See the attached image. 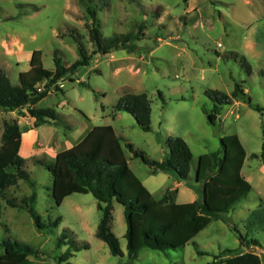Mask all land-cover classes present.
<instances>
[{"label":"rangeland","instance_id":"1","mask_svg":"<svg viewBox=\"0 0 264 264\" xmlns=\"http://www.w3.org/2000/svg\"><path fill=\"white\" fill-rule=\"evenodd\" d=\"M104 1L88 0L97 10L95 24L103 37L133 32L132 42L138 48L133 52L119 48L104 56L97 53L89 65L60 79L61 89L53 86L36 104L54 109L57 123L35 126L18 111L0 109V145L4 120L17 119L23 131L21 156L36 184L35 206L44 224L38 228L22 204L34 188L19 180L0 195V242L12 238L34 246L40 256H30V264H224L226 249L255 251L264 264V163L252 157L261 153L264 140V0ZM140 24L144 29L139 30ZM93 25L81 0H0V68L17 85L20 72L30 68L35 49L42 50L48 69H55V52L71 65L81 58L79 43L88 53L96 49L89 33ZM236 83L242 84L245 94L222 105L211 123L207 113L215 101L206 91L231 95ZM129 92L148 94L151 130H143L130 113L115 110L120 97ZM108 124L120 137L131 169L156 198L168 188L179 203L200 198L202 183L195 178L199 157L221 149L222 137L231 134L239 136L247 153L242 174L252 190L223 214L227 221L213 220L184 247L165 251L144 247L132 261L125 207L114 200L111 227L123 255H113L96 234L102 217L98 200L91 193H73L57 205L52 174L39 163L77 144L94 126ZM168 135L184 138L193 152L187 180L164 172L152 174V168L126 145L132 143L150 158L161 160L168 153ZM8 199L19 206L9 205ZM58 216L60 223L51 227L50 220ZM63 233L79 249L60 262L58 257L69 247V243L57 246ZM240 233L258 245H242Z\"/></svg>","mask_w":264,"mask_h":264},{"label":"trees","instance_id":"2","mask_svg":"<svg viewBox=\"0 0 264 264\" xmlns=\"http://www.w3.org/2000/svg\"><path fill=\"white\" fill-rule=\"evenodd\" d=\"M81 1L87 5L88 13L94 19L89 33L96 49L88 53L79 43L81 58L71 65H66L55 52L53 70L44 66L42 50L35 49L31 54L30 68L20 72V82L17 85L0 68V109L18 111L19 115L32 119L35 126L57 123L59 117L54 109L37 108L36 104L50 93L53 86L61 89L57 84L60 79L74 73L81 66L89 65L97 53L104 56L119 48L128 49L130 52L138 48L132 42L133 32L103 37L99 26L95 24L96 8L89 5L88 0ZM104 2L108 3L107 0ZM142 29L144 25L140 24L139 30ZM142 34L144 36L145 32ZM244 94L241 83H236L231 95L219 90L206 91V95L215 101L212 112L207 113L210 122L215 123L222 105L231 104L233 99ZM253 107L260 109L259 106ZM115 110L130 113L143 130H151L152 106L146 92L123 94ZM221 142V149L199 157L195 178L197 183H202L203 195L194 201L183 203L174 201L171 188L166 189L161 198L153 195L131 169L121 139L110 124L94 126L80 142L59 151L53 160L39 163L52 174L51 191L57 205H61L73 193H91L98 200L102 217L96 234L108 245L113 255H123L120 241L111 227L113 201L116 200L125 207L128 256L132 261L144 247L163 251L184 247L213 220L227 221L223 214L229 212L252 190L251 183L242 174L247 153L239 136H223ZM22 143L23 131L18 120H4L0 145V195L7 188L17 185L19 180L27 181L34 190L31 195L23 198L22 204L36 226L41 229L44 224L35 206L36 184L25 168V160L21 156ZM126 145L133 156L149 165L153 172L172 174L179 181L189 179L193 152L181 136H167L168 153L161 160L150 158L145 151L135 148L132 143ZM252 157L260 158L264 163V140L261 153H253ZM7 202L11 206H19L13 199H8ZM60 221L61 217L58 216L53 221L50 220L49 225L55 227ZM239 238L242 245H258L257 240L249 241L242 233ZM66 243H69V247L58 257L60 262L69 260L75 254L74 251L79 249L75 241L63 233L58 238L57 246L61 247ZM85 247L88 248L89 244ZM0 250V264H30V256H40L38 249L31 244L12 238L2 239ZM222 253L227 256L222 261L224 264H262L261 257L255 251L234 253L233 250L226 249ZM218 257L220 256H216Z\"/></svg>","mask_w":264,"mask_h":264},{"label":"crops","instance_id":"3","mask_svg":"<svg viewBox=\"0 0 264 264\" xmlns=\"http://www.w3.org/2000/svg\"><path fill=\"white\" fill-rule=\"evenodd\" d=\"M91 130V129H90ZM90 130H88L87 132H85L83 135H82V137L78 140V142H80L86 135H87V133L90 131ZM152 170V169H151ZM160 171H157V172H153L152 171V174H154V175H157L158 173H159ZM165 173V172H164ZM165 174H168L169 175V173H165ZM171 175V174H170ZM181 182H178V183H176L175 184V186L176 185H178V184H180ZM172 197H173V199H174V201L176 202V200H175V195H174V192H172ZM196 200V199H195ZM194 201V200H193ZM179 203V202H178ZM180 203H183V202H180Z\"/></svg>","mask_w":264,"mask_h":264},{"label":"water","instance_id":"4","mask_svg":"<svg viewBox=\"0 0 264 264\" xmlns=\"http://www.w3.org/2000/svg\"><path fill=\"white\" fill-rule=\"evenodd\" d=\"M204 198H205V193H204Z\"/></svg>","mask_w":264,"mask_h":264}]
</instances>
